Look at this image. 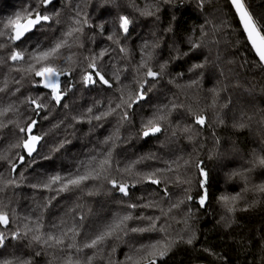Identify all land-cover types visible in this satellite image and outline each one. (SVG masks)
<instances>
[{"label": "trees", "instance_id": "16d2710c", "mask_svg": "<svg viewBox=\"0 0 264 264\" xmlns=\"http://www.w3.org/2000/svg\"><path fill=\"white\" fill-rule=\"evenodd\" d=\"M32 2L33 0H0V18L13 15ZM145 2L147 0H135L140 7H143ZM151 2L158 4V20L155 17L140 16L131 7L130 0H116L115 4L105 0H58L54 6H49V10L59 11L62 18L67 19L74 14L75 6L80 5L93 25L103 23L104 35L100 34L98 28L86 27L84 30L86 48L96 51L108 46L116 47L107 39V35L112 33V22L118 15H128L133 20L128 38H123V34L120 33L121 44L129 50V58L121 59L123 54H118V49L113 53L116 66L128 68L126 73L121 72V79L129 86L126 89V96L127 92L131 91L133 98L138 87L135 83L134 67L139 63L140 46L143 41H154L153 33L161 38L160 47L154 50V59L151 61L153 70H158L159 63L169 60L174 54L175 47L187 51L190 47L187 43L189 38L194 40L199 38L201 29L207 33L203 38L204 47L192 52L188 57L170 62L167 73L154 84L151 91L147 92V98L129 110L131 122L120 126V140L116 141L117 146L113 151L121 167L129 161L149 154H155L161 160H176L182 157L179 172L162 174V183L159 186L150 183L137 185L136 188L130 189L129 197H122L118 192L111 190V185L104 181H90L89 186L93 195H87V189L61 193L51 201L50 207L45 208L48 198L55 196L56 193L33 189L29 185L42 181L46 173L66 172L72 169L75 161L84 159L92 149L100 147V142L118 126L116 116L93 121L91 124L86 121L77 123L72 120V116H79L85 113L88 107L100 102H103V107L94 108V111H102L109 99L113 100L114 106L118 102L119 94L106 86L84 88L77 84L62 101L61 106H56L52 102L47 110L40 113V117L47 115V119L25 112V106L21 105L15 96L0 94V106L15 101L23 114L12 115L14 121L27 123L30 119H38L34 134L44 136L38 151L32 157L27 156L22 148L4 153L9 144L19 142L22 134H19L12 124L0 128V153L7 154L10 160L18 164L17 174L21 172L24 174L23 180L19 175L15 176L20 187H9L0 192V200L8 205V210H15L16 213L15 216L10 215L13 223L9 225V229L15 230L19 226L23 232L25 214L40 215L43 212L45 231L50 224L58 223L61 218L70 224L73 217L78 219L83 214L87 219L81 237L78 238L82 243L84 233L91 230L88 225L109 218L117 210L118 201L130 200L141 203L138 198L144 197L145 200L158 201L159 207H162L167 215H161L159 208H138L137 215L144 213L149 216H160L159 223L167 227L173 239L178 240L180 236L187 239L192 232L196 235L193 245L183 241L177 242L165 257L157 259L159 264H264V193L258 191V187L264 184V166L258 162L253 166L254 153L264 156V68L254 63L258 58L246 43L229 0H204L202 8L199 0H151ZM247 3L253 12L264 15V0H247ZM221 22L231 27H223L213 33V25L219 26ZM55 27L59 29L60 26ZM58 34V31H45L36 35L37 39H44L45 36L53 38ZM35 42L36 40L33 44ZM2 54L3 52H0V55ZM84 54L87 55L86 52ZM205 58L208 62L204 69L197 70V73L188 72L193 64L201 63ZM201 71L204 75L199 89L186 88V83L196 78ZM180 72L185 74L182 78L177 75ZM5 75L18 78L20 74L9 73L5 65L0 67V81L4 80ZM64 79L67 78L62 77V80ZM169 80L175 82L169 83ZM219 87H223L224 90L220 92L217 105L213 108L210 106L213 94L209 90ZM21 91L28 95L47 90L33 88L25 80L22 81ZM19 95L17 93V96ZM173 97H178L177 102H182L185 108L173 112L170 117L172 128L176 125L180 128L191 126L194 139L189 140V134L182 133L179 129L177 135L172 136V128L154 136L143 137L142 118L146 119L157 105L168 103ZM65 103L68 105L67 108L63 107ZM224 104L228 106L221 107ZM188 106L197 114L202 112L211 127L200 128L195 125L192 116L187 112ZM217 114L223 117L224 124L218 123ZM0 122L7 124V119L0 117ZM240 123L245 127L236 126ZM164 127L167 126L162 124V128ZM17 153L25 157L23 163L18 161ZM33 160L35 162H32ZM184 160L189 161L187 166H183ZM201 161L208 172L206 184L208 200L204 207H200L198 203L203 192L200 188L203 177L200 176L196 164ZM146 163L150 167L145 170L165 167L158 161ZM248 168L252 170L247 173V180L232 175L233 172ZM0 172L6 176L10 174L8 161L0 160ZM114 175L118 180L121 179L118 173ZM124 179L132 182L130 177ZM164 187L168 189V198L164 197ZM237 194L240 196L237 209L234 213H228L220 197ZM188 195L192 196L191 201L187 200ZM181 199L185 203L178 209L168 212L170 204ZM37 204L41 207L37 208ZM32 209H36L35 213L31 212ZM227 220L232 222L230 228L225 227ZM137 223L143 225L146 222H133L134 225ZM0 230H3L2 227ZM161 238L162 234L155 232L143 236L133 234L120 241H109L108 246L97 254L93 264H120L134 245ZM113 247L115 252L111 251ZM204 249H210L215 255H210ZM36 251H40L41 254L36 256ZM92 252V249H85L82 255H91ZM13 255L32 257L33 264H64L65 254L56 248L29 246V239L13 240L9 236L5 246L0 248V260L11 258Z\"/></svg>", "mask_w": 264, "mask_h": 264}, {"label": "snow or ice", "instance_id": "6c2138e0", "mask_svg": "<svg viewBox=\"0 0 264 264\" xmlns=\"http://www.w3.org/2000/svg\"><path fill=\"white\" fill-rule=\"evenodd\" d=\"M105 2L115 4L116 0H105ZM230 6L240 25V30L245 36V41L250 45L258 58L254 61L255 64L264 68V15H259L250 9L247 0H229ZM55 0H33L27 7L16 11L13 15L6 18H0V67L7 65L8 72H16L19 77H9L5 75L4 80L0 81V94L6 96H15L16 100L21 105L25 106V112H31L36 117L47 119V115L40 117V113L48 109V105L52 102L56 106H61L62 101L68 96V93L76 88L77 84L84 88L95 86H106L108 89H113L118 93V102L113 106V100L109 99L107 106L102 111H94L103 107V102H100L92 107H88L86 112L79 116H72V120L77 123L87 122L91 124L93 121L106 120L110 116L118 117V126L115 131L100 142V147L92 149L84 159L74 162L73 168L66 172L56 171L55 173H46L45 178L37 183L30 184L33 189L44 190L56 193L47 200L44 206L50 207L51 201L56 199L61 193L83 191L87 189V195H93V191L89 186V182L104 181L111 185V190H114L122 195V197L130 196V189L136 188L137 185L143 183H150L152 185H161L162 174L179 172L180 160H161L155 154L141 156L136 160L129 161L123 167L120 166V161L117 160L113 151L115 149L116 141L120 140L119 130L124 123L131 122L130 111L135 105L147 98V92L152 90L155 83H158L167 73L169 63L175 60L183 59L190 56L192 52L205 46L204 37L207 33L201 29V36L197 39L189 38L187 43L189 48L187 51H181L179 47L173 49L174 54L170 56L169 60L159 63L158 70H153L151 61L154 59V50L160 47V37L156 36L154 41L145 40L140 46V60L135 65V83L137 84V91L135 98H133L131 91L127 92L128 84L123 83L121 79V72H127V66L120 68L114 63L115 57L113 53L123 54L121 59L127 60L129 58V50L125 45L121 44V35L127 39L129 36V27L133 23L128 15H118L113 21V31L107 35V39L116 47H105L96 51L85 46V28H98L101 35H104V24L93 25L90 22L89 16L82 11L80 5H76L73 9V15L62 18L59 11H50L49 6H54ZM131 7L143 17H155L157 20L159 16L158 4L147 0L143 7L135 3V0H130ZM204 0H199V5L202 8ZM59 25V29L55 26ZM223 27H231L224 22L219 26L213 25L212 31L221 30ZM56 32L59 34L53 38L47 36L44 39H37V33L40 32ZM171 31V29H169ZM36 42L33 44V41ZM94 42V39H93ZM219 43V41H217ZM6 50V51H3ZM83 50V52L78 51ZM87 53V55L84 54ZM107 57V59H105ZM9 62H11L9 64ZM207 58L201 63L193 64L189 69V73H197V70L204 69L207 64ZM243 66V65H242ZM182 78L185 74L180 72L177 74ZM203 72H199L196 78L191 79L185 85L186 88L199 89ZM63 78H67L62 80ZM28 81L33 88H43L47 91L43 93L24 95L21 91L22 81ZM174 80H169V83H174ZM114 85L116 87L114 88ZM223 87L212 88L209 91L213 94L211 107L215 108L217 105V98ZM17 93L20 95L17 96ZM22 97V98H21ZM178 97H173L168 103L157 105L150 116L146 119L142 118L141 128L142 136H154L162 131H167L172 128L170 117L173 112L178 109H184L185 105L182 102H177ZM230 103V101H229ZM227 104L221 107H227ZM63 107L67 108L65 103ZM187 112L193 118V123L200 128L205 126L211 127L208 123L207 117L202 114H197L191 106H188ZM11 114V115H10ZM12 115H23L17 107L16 102H10L6 106H0V117L7 119V124L0 122V128L7 127L9 124L14 125L18 130L19 142L9 144L4 153L12 149H23L27 156L32 157V154L37 151V145L44 139L43 135L34 134V129L38 125V119H30V122L21 123L14 121ZM219 124H224L222 116L217 114L216 117ZM162 124L167 127L162 128ZM59 126V125H57ZM102 126V125H101ZM240 128L245 127L243 123L236 125ZM177 129L182 133H188V139H194L192 135L193 129L191 126L180 128L176 125L172 128V136L177 135ZM215 136V133H213ZM217 143L219 140L217 138ZM63 145H61L62 147ZM58 150V149H57ZM0 153V160L8 161L10 165V174L6 176L0 172V192H4L9 187H20V183L15 178L19 175L20 179H24V174H17L18 164L9 159L7 154ZM20 163H23L25 157L16 154ZM48 159V157H44ZM147 161H158L163 163L165 167H152L146 163ZM32 162H35L34 160ZM258 162L259 165L264 166V156L253 154V166ZM189 161L184 160L183 166H187ZM143 165L144 167H138ZM199 174L203 179L200 181V188L203 190L199 196L198 203L200 207H204L208 200V191L206 188L208 180V172L203 167V162L196 164ZM252 169H244L243 171L233 172V176H240L247 180V173ZM114 173H118L121 179L115 178ZM124 177L132 178L129 183ZM179 179V177H177ZM258 191L264 193V184L258 187ZM164 197L168 198L169 193L167 187L163 188ZM141 203L131 202L130 200H121L117 202V210L114 211L109 218L101 220L99 223L92 222L88 225L91 229L84 233L83 242L78 238L81 237L82 230L85 227V220L87 217L81 214L78 219L73 217L71 223L63 218L58 223H52L45 231V224L43 222V212L40 215L25 214L23 220V232L17 226L15 230H10L9 225L13 223L10 215L15 216V210H8V205L0 200V248L5 246L6 239L13 240L29 239V246L39 245L42 248H56L64 253V264H93L97 254L102 252L108 246L109 241H120L124 237H130L133 234L143 236L146 233L158 232L162 234V238L158 240H148L147 242L134 245L131 252L127 254L124 261L120 264H157V259L165 257L171 248L179 241H183L188 245H193L196 235L194 232L187 236H180L179 239H173L168 233L167 227L160 224V216H149L144 213L136 214V209L143 208H159L161 215H167L162 207H159V202L155 200H145L144 197H139ZM187 200L191 201L192 196L188 195ZM223 206L228 213H234L237 209L240 196L237 195H223L220 197ZM185 201L179 200L177 203H171L168 212L173 209H178ZM41 206L37 204V208ZM36 209L31 212L35 213ZM134 221L146 222L143 225ZM232 222L227 220L226 228H230ZM85 249H92L91 255H82ZM115 252V248L111 249ZM210 255H215L210 249H204ZM40 251H36L35 255L39 256ZM224 259V258H221ZM0 264H33L32 257L24 258L22 256L13 255L11 258H3Z\"/></svg>", "mask_w": 264, "mask_h": 264}, {"label": "water", "instance_id": "95a60500", "mask_svg": "<svg viewBox=\"0 0 264 264\" xmlns=\"http://www.w3.org/2000/svg\"><path fill=\"white\" fill-rule=\"evenodd\" d=\"M57 0H55V2H56ZM41 142H42V140L40 141V143L37 145V151H38V149H39V147H40V145H41ZM36 151V152H37ZM36 152H34L32 155H34ZM157 264H159L158 262H157ZM196 264H204V263H196Z\"/></svg>", "mask_w": 264, "mask_h": 264}, {"label": "rangeland", "instance_id": "374dc122", "mask_svg": "<svg viewBox=\"0 0 264 264\" xmlns=\"http://www.w3.org/2000/svg\"><path fill=\"white\" fill-rule=\"evenodd\" d=\"M236 112H237V111H236ZM242 116H243V114H242ZM242 116H241V117H242ZM237 117H238V114H237ZM240 120H241V118H240Z\"/></svg>", "mask_w": 264, "mask_h": 264}, {"label": "bare ground", "instance_id": "6f19581e", "mask_svg": "<svg viewBox=\"0 0 264 264\" xmlns=\"http://www.w3.org/2000/svg\"><path fill=\"white\" fill-rule=\"evenodd\" d=\"M57 1H58V0H57ZM57 1H56V2H57ZM56 2H55V3H56ZM50 6H51V5H50Z\"/></svg>", "mask_w": 264, "mask_h": 264}]
</instances>
